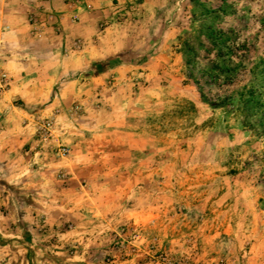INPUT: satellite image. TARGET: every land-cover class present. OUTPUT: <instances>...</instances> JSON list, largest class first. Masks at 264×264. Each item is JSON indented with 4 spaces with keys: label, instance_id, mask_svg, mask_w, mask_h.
Instances as JSON below:
<instances>
[{
    "label": "rangeland",
    "instance_id": "374dc122",
    "mask_svg": "<svg viewBox=\"0 0 264 264\" xmlns=\"http://www.w3.org/2000/svg\"><path fill=\"white\" fill-rule=\"evenodd\" d=\"M64 1L0 40V264H264V0Z\"/></svg>",
    "mask_w": 264,
    "mask_h": 264
},
{
    "label": "crops",
    "instance_id": "0c3cea01",
    "mask_svg": "<svg viewBox=\"0 0 264 264\" xmlns=\"http://www.w3.org/2000/svg\"><path fill=\"white\" fill-rule=\"evenodd\" d=\"M40 8H44V10H49L51 8L55 9L59 14L62 15L64 23L68 25H72V23L70 22L72 11H75L77 14H84L89 16L88 12L85 11V8L78 9L76 7H72L69 3L66 4L64 0H31L26 2H20L17 0H0V40L1 38L5 39V37H11L18 41H21V39H23L25 42H27L28 45H33L38 38L37 33H35V29H37L38 31L41 24H38V26L35 27V25L29 22L28 15L30 12H34L36 15H40ZM43 18L44 17L42 16H38L37 20L41 21L43 20ZM77 24H73L71 27H69V31H72L71 34L76 36H86L88 34L86 33V26H84L82 30L79 28L84 24ZM46 32L47 29L45 28L42 29L41 33L45 34ZM42 38L47 37L42 36ZM17 52L18 50L16 49L10 51V56L4 57L5 59H2L1 61H4V64L8 65L7 67H10L11 69L17 68L19 70L20 65H16L18 61ZM0 148L2 147L0 146Z\"/></svg>",
    "mask_w": 264,
    "mask_h": 264
},
{
    "label": "built area",
    "instance_id": "2783aa9c",
    "mask_svg": "<svg viewBox=\"0 0 264 264\" xmlns=\"http://www.w3.org/2000/svg\"><path fill=\"white\" fill-rule=\"evenodd\" d=\"M4 74L3 73H0V79H3L4 78Z\"/></svg>",
    "mask_w": 264,
    "mask_h": 264
}]
</instances>
